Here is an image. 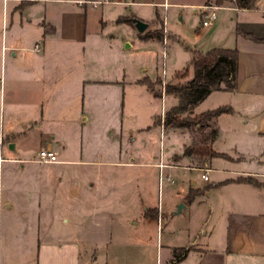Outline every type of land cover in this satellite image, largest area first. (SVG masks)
<instances>
[{
    "label": "crops",
    "instance_id": "crops-1",
    "mask_svg": "<svg viewBox=\"0 0 264 264\" xmlns=\"http://www.w3.org/2000/svg\"><path fill=\"white\" fill-rule=\"evenodd\" d=\"M37 1L0 0V264H98L102 258L105 264H150L152 223L161 225L155 264H264V41L240 34L264 38V0L252 8L234 0L216 5L220 13L206 31L212 48L237 49L238 62L236 88L213 91L203 101L215 92L230 94L222 106L231 110L219 118H243L251 151L215 148L222 133L216 119L213 140L204 127L194 139L183 129L160 127L190 143L208 141L221 156L185 154L186 143L166 153L161 146L158 161L137 148L151 124L127 128L120 118L127 106L155 98L145 83L154 82L148 67L141 63L137 70L130 53L141 48L145 61L155 64L159 51L151 47L158 41L140 34L137 43H126L129 53L104 57L91 48L86 17L74 22L65 7L31 10ZM192 76L189 66L175 84ZM203 101L196 113L206 111L198 110ZM78 111L83 122V111L112 118L97 136L73 123ZM41 147L56 151L58 161L38 162ZM156 169L161 192L168 183L165 201L137 199L132 191L147 189ZM179 170L196 178L172 188L171 174Z\"/></svg>",
    "mask_w": 264,
    "mask_h": 264
},
{
    "label": "rangeland",
    "instance_id": "rangeland-1",
    "mask_svg": "<svg viewBox=\"0 0 264 264\" xmlns=\"http://www.w3.org/2000/svg\"><path fill=\"white\" fill-rule=\"evenodd\" d=\"M104 0H52L44 2V0H38L31 4V10H41L45 5L55 12L65 7L71 9L72 21L82 22L86 17L88 22V29L91 33L94 44L91 47L93 51H97L104 57L111 55H119L129 53L126 50V43L131 40L138 42L137 36L146 34L152 30L162 31V46H164L162 54L160 52L159 40L158 44L151 47L155 51V55L159 51L158 56L150 64L145 61V55L142 53L144 50L137 48L133 53H130L131 57L136 56L137 70L141 63L148 67V76L154 81L160 80L161 83L156 84L155 88L161 90L164 95L160 98H153L152 102L139 103L138 101L128 108L123 110L120 118L123 122V126L127 128L133 127L134 124L147 123L151 124V128L148 132H145L142 136L140 144H137V148L143 154L142 156L151 158L153 161H158L161 156V146H165V153L168 149L178 150L183 144L198 143L187 141L186 136L181 132L171 134L164 132L161 129L162 120L165 114L172 109L177 103V98L174 97V92L168 93L166 90L167 85H176L175 79H183V72L186 67L189 66L191 59V50L208 51L212 48L214 39L211 34H207L208 27H202L201 25V11L199 4L203 0H114L115 2H103ZM233 1V0H232ZM230 0H205L202 7L208 4L220 5L227 4ZM169 3V4H167ZM220 11L217 10L216 14ZM165 17V18H164ZM1 18V10H0ZM136 20H141L147 24L144 31L140 32L136 27ZM166 20V22H165ZM165 39V42H164ZM97 41V42H96ZM145 50H148L147 48ZM165 51V55L163 52ZM130 52L133 50L130 49ZM179 71V72H177ZM176 72V73H175ZM119 74V73H118ZM118 74H113L117 75ZM120 75V74H119ZM128 97V95H127ZM231 99L230 94L225 92H215L210 95L205 101L198 105V110L203 111L207 109H214L219 106L228 104ZM98 112H101L102 115ZM105 111H95V115L90 111H83L85 114V120L83 122L80 111L73 115V123L78 127H86L93 135H101L107 128L108 121H111V117L105 116ZM197 110L193 109L192 114H196ZM98 113V114H97ZM185 115V114H183ZM114 119L116 114L113 115ZM108 118V119H107ZM217 123L221 127L222 133L220 135L219 143L215 148H222L227 150L231 154L235 153H247L251 151L252 143L249 140V133L247 127L243 123V118L239 114H232L217 117ZM125 127V128H126ZM202 127L210 131L205 126L194 127L190 129H183L186 133L193 136L199 134V130ZM124 128V129H125ZM196 128V130H195ZM170 129L171 132L173 128ZM162 130V134H161ZM189 134H187L189 136ZM165 135V136H164ZM190 137V136H189ZM189 145V146H190ZM188 147V146H187ZM151 175L150 185L147 189L137 188L132 191L137 199H147L152 203L157 204L161 198L165 201L166 189L168 183L163 184V192L158 188L157 169L153 171ZM173 183L170 184L172 188H176L178 185L187 184L189 180L196 178L194 172L187 170L175 171L171 174ZM151 230V243L152 254L149 259L150 264H155L157 260L155 242L156 234L161 233V225L157 228L156 223H152ZM89 237L92 240H96V230H89ZM97 256V255H96ZM101 260L98 264H105Z\"/></svg>",
    "mask_w": 264,
    "mask_h": 264
},
{
    "label": "trees",
    "instance_id": "trees-1",
    "mask_svg": "<svg viewBox=\"0 0 264 264\" xmlns=\"http://www.w3.org/2000/svg\"><path fill=\"white\" fill-rule=\"evenodd\" d=\"M234 2L238 7L252 8L255 0H234ZM240 34L254 40L264 41V38L256 39L244 32H240ZM141 36L143 38H163L162 31L159 29L149 31L144 35L141 34ZM237 62V49L215 47L205 52L196 49L191 50L189 66L193 70L192 78L186 84L178 83L165 87L168 93L174 92L176 94L177 104L165 114L162 123H160L163 128L190 129L195 126L201 127L210 123V126H208L210 131L207 139L213 140L217 133L214 125L215 120L221 114L230 112V107L219 106L196 114H192L191 112L211 92L217 90L233 91L236 88ZM189 66L184 69L183 77L188 75ZM145 83L150 86L155 97H162L161 90L155 88L156 84L161 83L160 80L156 82L146 80ZM184 153L206 155L208 157L221 156V153L213 150L208 141L193 143L185 148ZM208 187L202 190H191L186 199L190 200L197 193L203 192ZM180 251L182 254L186 252L185 249H180Z\"/></svg>",
    "mask_w": 264,
    "mask_h": 264
},
{
    "label": "built area",
    "instance_id": "built-area-1",
    "mask_svg": "<svg viewBox=\"0 0 264 264\" xmlns=\"http://www.w3.org/2000/svg\"><path fill=\"white\" fill-rule=\"evenodd\" d=\"M103 2H115L114 0H104ZM216 5H205L202 7V11L200 12L202 15L201 19V25L202 27H209L213 24V22L216 19ZM165 42V39H164ZM35 49H39L38 45H35ZM163 55H165V51L163 52ZM164 93H162V96ZM38 162L41 163H54L58 161L57 152L53 151L47 147H41L37 153V159ZM163 164H160V167H162ZM166 178L169 180L170 177L166 176ZM202 178L206 181L208 180V175L206 173L202 174Z\"/></svg>",
    "mask_w": 264,
    "mask_h": 264
},
{
    "label": "water",
    "instance_id": "water-1",
    "mask_svg": "<svg viewBox=\"0 0 264 264\" xmlns=\"http://www.w3.org/2000/svg\"><path fill=\"white\" fill-rule=\"evenodd\" d=\"M135 23H136L137 29L140 32L144 31V29L147 27V24L141 20H136Z\"/></svg>",
    "mask_w": 264,
    "mask_h": 264
}]
</instances>
